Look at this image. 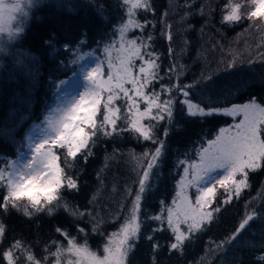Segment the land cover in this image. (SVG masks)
Masks as SVG:
<instances>
[{"label":"snow or ice","instance_id":"1","mask_svg":"<svg viewBox=\"0 0 264 264\" xmlns=\"http://www.w3.org/2000/svg\"><path fill=\"white\" fill-rule=\"evenodd\" d=\"M33 4L34 0H14L12 3L0 0V51H5L8 42L24 31L28 10ZM170 4L175 11L177 5L173 0H170ZM194 5L195 0H184L180 5L183 15L179 23L197 14ZM120 6L127 11L114 27L113 39L105 43L102 49H96L102 52L104 58L98 60L94 67L82 69L85 81L83 90L73 95L61 94L62 98L56 105L44 112L43 119L26 133V143L22 141V147L29 150L27 153L17 149L15 159L0 154V213L7 215L14 209L22 211L26 217L40 213L52 216L60 208L70 209L63 197L64 190L74 191L79 187L77 179L68 175L61 164L72 167L81 157L86 162L93 155V148L101 137L115 139L129 132L134 134L137 142L149 145L140 154L130 152L135 161L133 175L125 184L119 210L115 214H108L114 222L120 223L122 218L123 223H120L117 231L107 234L102 254L88 247V233L78 227V233H84L85 243H77L75 237L68 239L67 247L53 241L46 249L49 257H55L52 264H62L66 256L73 258L68 259L67 264H128L134 246L148 224L158 225L144 236L148 242L156 240V233H170L169 242L152 243L153 255L164 247L169 252L180 251L183 254L186 243L216 222L219 214L234 200H240L243 191L251 187L250 173L264 169V103L256 96L249 97L245 102L229 103L252 83L251 80H241L237 85L231 79L242 71L236 58L220 61L224 67L218 65L215 70L206 64L199 76L194 74L193 80L181 83L189 66L179 63L178 58L187 52L189 42L183 40L179 52L173 42L179 32H186L192 25L178 32L173 31L174 25L162 28L159 38L167 41L170 60L164 71V55L153 47L157 39L153 34L155 22H140L137 19L138 11H151L150 0H122ZM97 11L102 12L103 8L97 6ZM222 11V24L235 25L245 18L252 20L255 27L264 24V0H228ZM210 12V6L206 12L205 5L198 10L200 16ZM169 15L166 12L163 19ZM149 24H152L153 32L145 36L143 33ZM135 29L141 30V35L129 38V33ZM82 35L84 38L75 46L66 43L60 48L75 52L87 43L86 35ZM53 43L54 39L46 41L49 47ZM58 50L53 49V57ZM78 59L82 57L78 56ZM197 59L206 58L198 53ZM252 63L248 61L249 66ZM261 82L264 83V77H261ZM156 83L160 84L159 91L155 90ZM105 95L106 99L103 98ZM177 106L188 119L203 120L213 115H223L238 119V122L221 127L213 139L201 142L194 149L195 159L190 156L192 150L185 152L183 159L177 158L174 166L179 179L175 182V195L171 203L161 200L159 213L150 215L146 204L148 197L154 196L163 174L167 137L173 131L182 130L175 120ZM121 122L127 127H120ZM161 127L164 131L158 135ZM180 168L183 169L182 173L178 171ZM217 170H223V174ZM97 177L99 179L100 173H97ZM216 185L224 189L225 198L219 204L215 202L218 195ZM117 188V185L113 186L114 193ZM190 190H195L194 200L189 195ZM23 201L27 203L21 208ZM254 202L245 203L244 215L235 230L209 249L220 257L218 264H227L228 249L257 220L261 224V243L257 245L246 241L245 246L264 251V199H261L258 207L252 208ZM89 203L94 205L91 211L71 210L70 214L77 219L90 217L92 231L104 236L100 229L102 224L107 223V217L96 211V195ZM250 208L252 210L248 211ZM6 231L5 224L0 220V246ZM56 233L69 235L67 230L59 227ZM252 235H256L255 230H252ZM51 247H56V252H51ZM49 257L38 259L31 246H26L23 241H15L0 253V264H48ZM256 259L264 261V255ZM153 264L157 262L153 260Z\"/></svg>","mask_w":264,"mask_h":264},{"label":"trees","instance_id":"2","mask_svg":"<svg viewBox=\"0 0 264 264\" xmlns=\"http://www.w3.org/2000/svg\"><path fill=\"white\" fill-rule=\"evenodd\" d=\"M121 2L122 0H39L33 4L24 24V31L9 43L7 52L0 51V154L13 159L16 157L17 149L20 151L26 149L22 147V141L26 143L25 135L29 128L43 119L44 112L55 101L57 82L76 71V63L72 62L76 59V51L69 52L60 46L66 43L75 46L84 38L82 35L84 34L87 43L79 49H93L94 52H99L96 49L103 48L105 43L113 39L114 27L125 16L127 9L121 8ZM173 2L177 5L175 11L170 0H150L151 11L137 13L140 22H155L154 32L152 24H149L143 34L147 36L149 32H153L157 37L153 47L164 55L163 70H167L170 60L167 41L159 38L162 28L165 25H174L173 31L178 32L191 24L192 28L186 32H179L173 42L177 52L183 47V40L189 42L187 52L178 58L179 63L189 66V71L180 82L188 83L195 76H199L206 64L215 70L218 65L224 67L219 63L220 61H232L235 57L242 71L231 79L235 80L237 85L241 80H251L252 83L237 99L229 103L243 102L251 96L260 98L264 103V83L261 82V77H264V24L255 27L254 22L247 18L235 25L222 24L221 19L224 14L222 10L228 0H195L194 11L197 14L179 23L183 15L180 5H183L184 0H173ZM202 5H205L206 12L210 6L211 12L208 15L198 14ZM97 6L102 7L103 11L98 13ZM166 12L170 15L167 19H163ZM205 21L208 23L205 24ZM202 26L203 33H201ZM140 35L139 29L129 33L130 37ZM49 39H54L51 47L46 44ZM53 49H59L54 57ZM198 53L206 59H197ZM249 60L253 61L250 66ZM164 83L167 84L168 81L165 80ZM154 87L159 91L160 84L156 83ZM193 98L195 99V96ZM99 118L102 119V116ZM175 120L182 126V130L173 131L167 137L168 147L163 160V174L158 180L154 196L150 195L146 204L150 209V215L158 214L160 201L169 202L175 192V182L179 178L174 166L177 158L183 159L184 153L192 150L190 156L194 159V149L201 142L211 139L220 127L231 123L235 118L213 115L203 120L188 119L177 106ZM120 127L126 128L127 125L121 122ZM163 131L164 128L161 127L158 135ZM148 146L137 142L134 134L129 132L115 139L101 137L93 148V155L86 162L81 157L72 167L61 164L68 175L77 179L79 185L78 190L65 189L63 192L64 200L70 205V209L60 208L52 216L40 213L26 217L22 211L18 212L14 209L7 215L0 213V220L7 229L0 246V253L7 250L15 241H23L26 246H31L38 259H43L49 257L46 249L53 241L67 246L68 239L75 237L77 243L84 244V233H78V227L84 228L88 233V247L93 251L101 250L106 243L107 234L112 233L120 223H123L122 218L120 223H116L108 214L110 212L115 214L119 210V201L123 199L125 184L133 175L132 168L135 161L132 160L130 152L140 154ZM178 171L181 173L182 168ZM97 173H100L99 179ZM249 182L251 187L243 191L241 199L234 200L219 214L216 222L208 226L204 232L197 234L193 241L186 243L183 254L180 251L169 252L168 248L164 247L153 255L152 243L169 242L170 233L167 231L156 233V240L148 242L144 236L151 228L158 226L148 224L141 238L136 242L128 264H153V260L157 264H218L220 257L209 249L214 248L215 244L220 243L235 230L244 215L246 202L255 201L252 208H256L261 199H264L262 196L264 169L250 173ZM114 185L118 186L115 193ZM216 186L218 195L215 202L219 204L225 198L224 189L219 185ZM94 195H96V211L101 216L107 217V223L102 224L100 229L104 236L92 231L90 217L77 219L70 214L71 210L91 211L94 205L89 201ZM26 203L27 201L21 202V208ZM57 227L67 230L69 235L56 233ZM260 227V221H254L250 229L240 235L228 249L227 264H264V261L256 259L257 256L264 255V251L258 247L245 246L246 241L257 245L261 243ZM252 230L256 231V235H252ZM50 250L56 252V247H51ZM54 260L55 257H49L48 264Z\"/></svg>","mask_w":264,"mask_h":264},{"label":"rangeland","instance_id":"3","mask_svg":"<svg viewBox=\"0 0 264 264\" xmlns=\"http://www.w3.org/2000/svg\"><path fill=\"white\" fill-rule=\"evenodd\" d=\"M36 1H39V0H34V4H35ZM6 2L11 3L12 0H6ZM28 11L30 12V9ZM129 38H131V37L129 36ZM250 38L253 39L252 37H250ZM13 41L14 40L8 42L7 47H6V50H5L6 52L8 51V47H9L8 45H10L9 43L10 42H13ZM254 41L255 42H258L257 39H254ZM258 43L261 44L260 42H258ZM5 51H3V52H5ZM76 53H77L76 54L77 56H76V59H75L77 61L76 62V66H77L76 71L73 72L72 74H70V76H68V77H66V78H64L62 80H59L57 82L56 89H55V97H54L55 101L52 103V106L51 107H54L56 105L57 101L62 98L61 94L73 95V94H78L80 91H82L83 90V85L85 83V81L83 80V76H82V69L94 67L95 66V63L98 60H102L104 58L102 52H100V51L99 52H94L93 49L80 50L79 48H77L76 49ZM78 56L79 57H82V59H78L77 60V57ZM104 67L106 69V67H107L106 66V63L104 65ZM137 67H138V65H137ZM126 86L127 87H131V85H126ZM103 98L106 99V95ZM243 102H245V101H243ZM239 103H241V102H239ZM234 122H238V119H235L231 123H229L227 125H224L222 127H227L228 125L233 124ZM34 124H36V123H34ZM34 124H32V126ZM31 127L29 128V130L31 129ZM219 129H218V131H219ZM29 130H28V132H29ZM214 136L211 139H213ZM28 151L29 150L27 148L24 150V152H26V153ZM15 158L16 157H14L13 159H15ZM217 171L220 174H223V170H217ZM182 172H183V169H182L181 173ZM237 178H239V177H237ZM215 187H216V190H217V186H215ZM174 195H175V192H174L173 196ZM189 195L194 200V198H195V190H190ZM173 196H172V198H173ZM172 198H171V200H172ZM171 200L168 203H171ZM119 227L116 230H114L113 232L117 231L119 229ZM65 247H67V246H65ZM102 251H103V247L101 248V250H99L97 252H98V254H102ZM68 259H73V258L66 256L65 257V260L62 261V264H67V260Z\"/></svg>","mask_w":264,"mask_h":264},{"label":"clouds","instance_id":"4","mask_svg":"<svg viewBox=\"0 0 264 264\" xmlns=\"http://www.w3.org/2000/svg\"><path fill=\"white\" fill-rule=\"evenodd\" d=\"M12 2H14V0H12ZM12 2H11V3H12ZM20 2H22V0H20Z\"/></svg>","mask_w":264,"mask_h":264}]
</instances>
